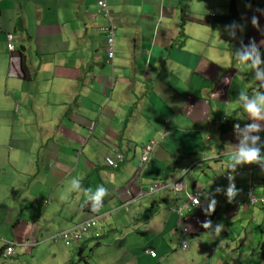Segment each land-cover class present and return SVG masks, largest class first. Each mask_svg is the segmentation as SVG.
I'll list each match as a JSON object with an SVG mask.
<instances>
[{
  "label": "crops",
  "instance_id": "crops-1",
  "mask_svg": "<svg viewBox=\"0 0 264 264\" xmlns=\"http://www.w3.org/2000/svg\"><path fill=\"white\" fill-rule=\"evenodd\" d=\"M99 1L0 0V264L39 253L90 217L102 236L114 230L108 240L68 246L108 250L103 264H264V204L247 199L252 188L264 197V171L228 170L245 132L264 153V120L239 100L243 89L260 103L264 78L238 60L251 41L264 59V0L235 15L226 0H108L114 59ZM233 23L242 28L231 37ZM224 125L232 129L222 134ZM153 141L160 148L143 170ZM117 150L125 160L112 169L106 161ZM228 175L239 192L232 203ZM73 178L81 190L62 200ZM101 185L108 195L93 216L84 190ZM193 192L202 201L185 219L193 239L183 251L171 211ZM210 198L218 203L208 216ZM208 219L222 224L219 234L201 227ZM7 246L14 255L4 256Z\"/></svg>",
  "mask_w": 264,
  "mask_h": 264
},
{
  "label": "clouds",
  "instance_id": "clouds-1",
  "mask_svg": "<svg viewBox=\"0 0 264 264\" xmlns=\"http://www.w3.org/2000/svg\"><path fill=\"white\" fill-rule=\"evenodd\" d=\"M99 2H98V9H99ZM108 7H109V4H108ZM109 10L111 12L110 7H109ZM103 15L107 19V25L104 27V31L108 37L106 28L108 27L110 22H109L108 17L105 14ZM111 16L113 18V21L116 27V34L118 36V27L114 19V13L111 12ZM252 22L253 24L256 23L255 17L252 18ZM238 28H242V26L237 25L235 23H233L232 25L226 26V30L228 31V34L231 37L235 36L236 30ZM107 47H108V39H107ZM247 47H248V50L244 54L238 56V60L242 61L247 67L251 69H256L257 79L264 78V71H261L258 67L260 64H264V59H261L259 48L257 47L255 41H251L250 45H248ZM108 54H109V51H108ZM115 56H116V51H115ZM110 58L114 59L115 57L114 58L110 57ZM239 100L242 102L241 106L243 107V109L246 112H248L255 120H264V97L261 98L260 103H258L255 99L249 101L245 91L241 89ZM248 129L249 131H258L259 125L252 124L248 126ZM249 140L251 141L250 145L248 143ZM258 140H259L258 136L250 137L248 133L245 132L244 139L241 141L240 145L234 148L230 152L231 159H230L228 170H231L232 173H235L239 167H243L245 165H248V166L257 165L261 167L262 169H264V153H262V150L260 147L256 146ZM228 180H229V185L227 187L225 195L227 197L228 202L232 203L234 199L236 198V196L239 194V192H238V189L236 188L235 183L233 182L234 177L232 175H229ZM80 190H81L80 179L73 178L70 181V184L66 186L65 192L61 194L60 198L62 200H66L67 193L78 192ZM216 191L219 193V192H223L224 190L221 188H217ZM84 192H85V195L87 196V200L91 202L92 204V211L94 212L99 211L102 206L104 197L108 195V190L103 185H101V186H98V188L96 189L94 193L91 191V189H85ZM190 199L192 201V204L200 206L201 201L198 196H192L190 197ZM217 203L218 202L215 198H210L207 204V207L204 209L205 214L210 216L212 213H214ZM201 227L205 229L206 232L210 230L211 232H215L217 234H219L222 230V224H216L215 227H213V222L210 219L201 222ZM189 236H190V232H189ZM192 239L193 238L190 236V245H191ZM153 257H156V255Z\"/></svg>",
  "mask_w": 264,
  "mask_h": 264
},
{
  "label": "built area",
  "instance_id": "built-area-1",
  "mask_svg": "<svg viewBox=\"0 0 264 264\" xmlns=\"http://www.w3.org/2000/svg\"><path fill=\"white\" fill-rule=\"evenodd\" d=\"M98 13L99 14H105L109 19L110 24L106 28V32L108 34V51H109L110 57L114 58L115 57V51H116V36H117V34H116V27H115L113 18L111 16V12L109 10L107 0H100ZM7 41H8L9 51H12V52L16 51V45L14 43V41H15L14 37L12 35L8 36ZM156 145L157 144L155 143V141H153L150 144H148L147 146H145L143 153H142V156H141V168L143 170L146 169L148 164L150 163V159L153 156ZM117 158L119 160L123 159V154H121V153L118 154ZM107 163L109 164V166H117V163L115 162V160L111 159L109 157L107 158ZM260 171H264V169H262L261 167H259L257 165H253V166H249V168H244L243 170H241L237 174L248 173V174L252 175V174L260 172ZM156 189H157V186L153 185L149 191L154 192V191H156ZM192 196H198L200 201H202L201 200V193L200 192H193V193H190L188 195V198L186 200L182 201L181 204L177 205L176 208L172 209L173 211H176L179 215L178 226H179V233H180V243H181V247L183 248V250H188V248L190 246V236H189L190 230H189L187 222L185 221L184 213L187 209L199 207L195 204H192V201L190 199V197H192ZM247 199L253 205L257 204L259 202H264V197L259 198V197L254 195L253 188L249 192ZM200 205H201V203H200ZM96 226H97V219L89 220V221H86L84 223H81L80 225H77L75 227H72L70 229L62 231L60 234L55 235L52 239L53 240H56L57 238L64 239L66 241L67 245H72L75 242L79 241L83 236L88 235L89 234L88 231L90 229H93V230L95 228L98 229ZM97 235H99V233ZM31 242H33V241L30 240L29 243H31ZM13 254H14V247L13 246H7L4 248V256L5 257L12 256ZM151 254L153 256L156 255V253H154V252H151Z\"/></svg>",
  "mask_w": 264,
  "mask_h": 264
},
{
  "label": "rangeland",
  "instance_id": "rangeland-1",
  "mask_svg": "<svg viewBox=\"0 0 264 264\" xmlns=\"http://www.w3.org/2000/svg\"><path fill=\"white\" fill-rule=\"evenodd\" d=\"M226 1L230 2V11L232 13L233 11H235V9L239 11V9L242 6L248 5V0H226ZM252 8L255 9V6L253 5ZM159 148L155 146V150L153 153L154 156L155 154H157V151L159 150ZM115 153H116L115 157H109V158L114 159L115 162L117 163V166H111V168L119 169L120 163L125 160V156H124V153L120 150L115 151ZM120 153L123 154V159L121 160L117 158L118 154ZM152 158L153 156L151 157L150 161L152 160ZM191 210L192 208L187 209L185 211L184 218L186 220H187V214L190 213ZM171 212L173 214H176L179 219V215L176 211H171ZM113 231H114L113 229H107V231L104 233V236H102L101 240L103 242L108 240V236L111 235ZM58 234H55V235H58ZM93 248L95 250L96 246L95 247L88 246L85 248L84 252L81 254L79 253L78 248L70 247L66 245L64 240L59 239L58 241L48 242L44 244V246L41 248L39 253L37 252H34V254L26 253V254L17 256V258L13 261L12 264H103L104 261H106L108 257L109 251L105 250L102 254H100L99 252L94 254Z\"/></svg>",
  "mask_w": 264,
  "mask_h": 264
},
{
  "label": "trees",
  "instance_id": "trees-1",
  "mask_svg": "<svg viewBox=\"0 0 264 264\" xmlns=\"http://www.w3.org/2000/svg\"><path fill=\"white\" fill-rule=\"evenodd\" d=\"M23 60H24V69H25V75H26V77L29 79V78H31V74H30V68H29V65H28V62H27V56L26 55H24V57H23ZM232 129V126H226V125H224V126H222L221 127V130H220V132L222 133V134H224V133H228V131L229 130H231ZM106 164L109 166V164L107 163V161H106ZM110 168H111V166H110ZM113 169V168H112ZM140 179V178H139ZM182 203V202H181ZM180 203V204H181ZM259 203H263L264 204V202H259ZM259 203H257V204H259ZM178 205H179V203H178ZM255 205V204H254ZM127 210V209H126ZM99 215V213L98 212H94V215L93 216H98ZM91 218V217H90ZM90 218L89 219H87V220H85V221H89L90 220ZM80 225V224H79ZM88 235H86V236H83L79 241H77V242H75L74 243V246H77V247H79V246H81L83 243H85L87 240H89L90 238H95V239H99L101 236H102V233L100 232V231H98V229H90L89 231H88ZM99 233V235H97ZM59 240V238H57L55 241H58ZM62 240H64V239H62ZM65 241V240H64ZM65 243H66V241H65ZM96 244H99V241L98 242H96ZM66 245H67V243H66ZM180 246H181V243H180ZM83 247V246H82ZM182 248V247H181ZM190 248V247H189ZM182 250H183V248H182ZM2 251V250H1ZM0 251V252H1ZM183 251H187V250H183ZM79 253H81V250L79 251ZM82 254V253H81ZM157 255V254H156Z\"/></svg>",
  "mask_w": 264,
  "mask_h": 264
},
{
  "label": "bare ground",
  "instance_id": "bare-ground-1",
  "mask_svg": "<svg viewBox=\"0 0 264 264\" xmlns=\"http://www.w3.org/2000/svg\"><path fill=\"white\" fill-rule=\"evenodd\" d=\"M202 198V197H201Z\"/></svg>",
  "mask_w": 264,
  "mask_h": 264
}]
</instances>
